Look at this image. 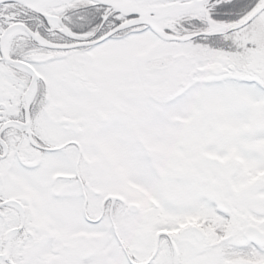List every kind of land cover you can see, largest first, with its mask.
Returning <instances> with one entry per match:
<instances>
[{"label":"snow or ice","instance_id":"1","mask_svg":"<svg viewBox=\"0 0 264 264\" xmlns=\"http://www.w3.org/2000/svg\"><path fill=\"white\" fill-rule=\"evenodd\" d=\"M0 264H264V0H0Z\"/></svg>","mask_w":264,"mask_h":264}]
</instances>
